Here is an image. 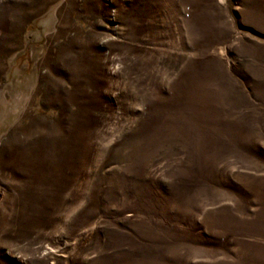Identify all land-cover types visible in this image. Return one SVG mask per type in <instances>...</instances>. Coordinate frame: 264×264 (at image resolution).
I'll use <instances>...</instances> for the list:
<instances>
[{
  "label": "rangeland",
  "instance_id": "374dc122",
  "mask_svg": "<svg viewBox=\"0 0 264 264\" xmlns=\"http://www.w3.org/2000/svg\"><path fill=\"white\" fill-rule=\"evenodd\" d=\"M17 55L0 264H264V0H0Z\"/></svg>",
  "mask_w": 264,
  "mask_h": 264
},
{
  "label": "crops",
  "instance_id": "0c3cea01",
  "mask_svg": "<svg viewBox=\"0 0 264 264\" xmlns=\"http://www.w3.org/2000/svg\"><path fill=\"white\" fill-rule=\"evenodd\" d=\"M20 56V55H19ZM18 55L10 64L4 81L0 84V197L5 195L9 186L6 176L8 162L3 147L5 138L27 118V113L36 114L37 71L25 67ZM40 105V104H39ZM6 173V174H5Z\"/></svg>",
  "mask_w": 264,
  "mask_h": 264
},
{
  "label": "bare ground",
  "instance_id": "6f19581e",
  "mask_svg": "<svg viewBox=\"0 0 264 264\" xmlns=\"http://www.w3.org/2000/svg\"><path fill=\"white\" fill-rule=\"evenodd\" d=\"M46 250H48V251H46ZM53 250H56V249H54L51 246H46L45 253H48L49 251H53Z\"/></svg>",
  "mask_w": 264,
  "mask_h": 264
}]
</instances>
